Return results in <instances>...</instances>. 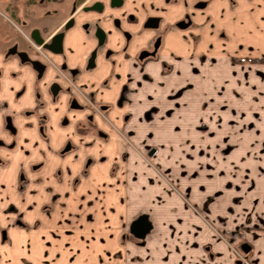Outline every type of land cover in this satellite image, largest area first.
<instances>
[{
  "label": "rangeland",
  "instance_id": "1",
  "mask_svg": "<svg viewBox=\"0 0 264 264\" xmlns=\"http://www.w3.org/2000/svg\"><path fill=\"white\" fill-rule=\"evenodd\" d=\"M11 30L6 24L5 32ZM262 32L244 38L264 49V20ZM220 50L140 63L133 86L137 117L123 132L129 141L124 160L139 157L147 167L136 165L131 174V222L145 214L151 224L144 238L120 225L123 242L142 248L159 237L182 264H222L233 256L252 264L239 243L252 221L248 207L264 200L253 191L254 179L264 180V58H250L264 53ZM151 148L156 152L148 156Z\"/></svg>",
  "mask_w": 264,
  "mask_h": 264
},
{
  "label": "flooded vegetation",
  "instance_id": "2",
  "mask_svg": "<svg viewBox=\"0 0 264 264\" xmlns=\"http://www.w3.org/2000/svg\"><path fill=\"white\" fill-rule=\"evenodd\" d=\"M4 1L7 16L0 18V98H5V91L11 94L10 81L20 82L9 105L14 111L20 96L33 84L38 103L24 115L37 116L41 139L48 138L42 123L48 115L40 110H48L54 125L50 127L52 144L42 148L37 139L28 156L41 160L28 165L16 154L17 116L6 113L8 104L0 99V245L12 237L15 227L24 225L15 196L26 185V173L42 170L45 180L54 177L56 181L46 188L49 192L54 186L64 187L66 175L86 174L92 161L88 151L100 154L119 137L128 147L123 132L128 131L132 111L134 72L145 60L152 59L149 64L177 56L179 51L166 50V38L183 32L193 41L199 33V16L209 24V14L202 12L213 0ZM6 24L12 29L9 33ZM193 44L187 53L195 55L198 48ZM151 150L154 153L149 155ZM155 152L151 148L147 155ZM242 244L250 246L248 252ZM239 248L246 256L251 251L246 241Z\"/></svg>",
  "mask_w": 264,
  "mask_h": 264
},
{
  "label": "crops",
  "instance_id": "3",
  "mask_svg": "<svg viewBox=\"0 0 264 264\" xmlns=\"http://www.w3.org/2000/svg\"><path fill=\"white\" fill-rule=\"evenodd\" d=\"M4 3L0 0V5ZM202 13L209 14L210 21L205 25L203 17L199 16L198 36L193 41L183 32L168 36L165 41L166 50L179 51L185 55L194 42L198 52L206 51L214 55L221 51L220 46L226 50L242 47L246 53H264V49H258L259 46H250L254 43L253 38H244L254 37L253 33H256L254 38L263 36L264 0H213ZM0 14V18L7 16L1 10ZM9 20L14 25L13 18ZM221 32H224V35H221ZM218 38L225 40L220 41ZM12 69L13 67H10L6 70ZM135 74L136 71L134 76ZM9 83L11 84L7 85V89L11 90V94L5 91V98L0 99L8 104L5 112L17 116L20 137L17 140L16 154L29 165L41 160L33 154L28 156L35 148L37 139L42 148L52 144L50 127L54 122L46 108L40 110V113L48 115V118L42 121L48 129V138H39L37 116L24 115L25 111H32L38 103L33 84L20 96L13 111L9 106L14 99L12 91L18 89L21 83ZM42 97L47 103L48 97ZM137 97L138 94L134 95L132 92L133 105ZM133 111L132 106L129 125L137 117V112L135 115ZM38 148L40 145L36 150ZM125 149L124 142L118 138L116 144L103 148L100 154L88 151L87 156H91L92 161L86 174L66 175L65 186H54L49 192L46 188L56 181L54 177L49 176L45 180L42 170L26 173V185L21 187L15 196L19 216L24 225L15 227L12 237L0 245V264H182V257L176 253L177 250L168 252L164 239L159 237L149 239L142 248H138L133 242H127L126 245L123 242L119 227L130 224L132 219L128 212L131 183L134 185L131 174L137 166L140 171L147 169L139 157L137 163L136 157L132 163L124 160L122 154L127 151ZM26 166L22 169H26ZM17 170L18 168H15L13 173ZM39 177L41 182H38ZM75 177H78V180L74 182ZM254 181L257 184L253 191L264 198V180L257 176ZM14 182L16 186L15 178ZM247 211L252 221L250 224H244L243 227L248 229L244 237L241 234L244 241L251 245L247 257L252 264H264V200L262 203L250 205ZM227 260H223L222 264H234L233 260L237 264L234 256Z\"/></svg>",
  "mask_w": 264,
  "mask_h": 264
},
{
  "label": "water",
  "instance_id": "4",
  "mask_svg": "<svg viewBox=\"0 0 264 264\" xmlns=\"http://www.w3.org/2000/svg\"><path fill=\"white\" fill-rule=\"evenodd\" d=\"M42 40L38 41L37 43H41ZM53 41L51 42V44ZM50 44V45H51ZM154 153V150H151L149 152V155H152ZM151 228V224L148 221V217L145 214L139 215L137 218H135L129 226L130 233L135 236L136 238H144L146 235L147 231ZM241 248L243 249L244 252H248L250 249V246L247 244H242Z\"/></svg>",
  "mask_w": 264,
  "mask_h": 264
}]
</instances>
